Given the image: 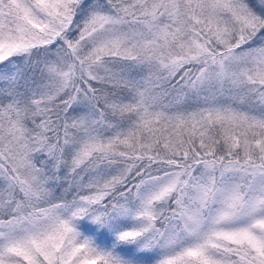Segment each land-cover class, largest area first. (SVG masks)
<instances>
[{
    "label": "snow or ice",
    "instance_id": "6c2138e0",
    "mask_svg": "<svg viewBox=\"0 0 264 264\" xmlns=\"http://www.w3.org/2000/svg\"><path fill=\"white\" fill-rule=\"evenodd\" d=\"M0 264H264V0H0Z\"/></svg>",
    "mask_w": 264,
    "mask_h": 264
}]
</instances>
